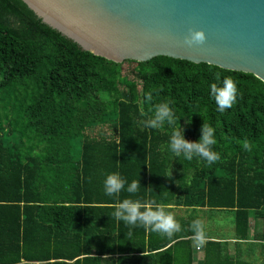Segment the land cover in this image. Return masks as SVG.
<instances>
[{"label": "trees", "instance_id": "trees-1", "mask_svg": "<svg viewBox=\"0 0 264 264\" xmlns=\"http://www.w3.org/2000/svg\"><path fill=\"white\" fill-rule=\"evenodd\" d=\"M226 78L238 95L221 112L211 85ZM165 101L175 124L144 127ZM203 123L215 129L214 164L169 151L174 131L197 141ZM114 172L139 180L131 198L191 213L192 221L201 212L230 214L238 246L262 256L232 261L208 242L206 264H264V83L168 57L115 63L83 51L22 0H0V264H92L147 249L176 252L180 264L188 251L191 262L192 242L180 238L192 230L158 243L146 228L112 218L129 197L105 195L103 180ZM252 216L262 224L249 244Z\"/></svg>", "mask_w": 264, "mask_h": 264}, {"label": "water", "instance_id": "water-1", "mask_svg": "<svg viewBox=\"0 0 264 264\" xmlns=\"http://www.w3.org/2000/svg\"><path fill=\"white\" fill-rule=\"evenodd\" d=\"M83 51L115 63L168 57L264 83V0H22ZM189 30L205 42L188 46Z\"/></svg>", "mask_w": 264, "mask_h": 264}, {"label": "clouds", "instance_id": "clouds-1", "mask_svg": "<svg viewBox=\"0 0 264 264\" xmlns=\"http://www.w3.org/2000/svg\"><path fill=\"white\" fill-rule=\"evenodd\" d=\"M205 34L202 31L189 30V35L185 38L188 46L200 45L205 42ZM211 94L217 101L218 110L231 108L238 95L237 85L230 78L223 81L222 87L216 84L211 85ZM151 94L145 96L146 100H151ZM176 122V114L170 101L161 102L155 105L154 114L142 121L146 128L158 129L165 123L169 126ZM168 149L175 156H183L187 161H192L194 157L203 160L207 165L214 164L219 159V153L213 150L216 144L215 129L207 124L202 125L201 135L197 141H188L184 137L182 128L174 131L168 139ZM244 150H250L248 141L243 143ZM141 188L139 180L128 182L119 173H110L103 180V191L107 196H118L122 191H126L129 197L116 203L111 216L117 222H122L125 226L144 227L159 234L172 235L181 230V224L171 212L152 200L133 199ZM190 228L197 243H203L205 239L204 224L200 219L192 221ZM104 259L108 260L107 257Z\"/></svg>", "mask_w": 264, "mask_h": 264}, {"label": "crops", "instance_id": "crops-1", "mask_svg": "<svg viewBox=\"0 0 264 264\" xmlns=\"http://www.w3.org/2000/svg\"><path fill=\"white\" fill-rule=\"evenodd\" d=\"M203 211H207V210L204 209ZM171 213L181 224L180 231L175 232L169 236L165 234L152 232L151 230L146 229L147 232L150 231L153 233V239L158 243H162L167 239H173V241H175L178 235L186 234L189 231H191L190 228V225L192 223L191 213H187L180 210H176ZM199 219L204 224L205 239L201 244V243H197L195 237L193 236L183 235V237L180 238V239H185L184 241L192 242L191 248H189V250L191 249L192 251V258H191L192 261L191 262L188 261V251H187V253H185V256H187V260H185L183 264H206L205 249H206V244L208 242L218 243L222 245L221 249L217 248L215 253L218 254L221 250V252L225 255H228L232 261H236L238 259H244V260L251 259L255 261H260L262 259L261 252L259 250L253 252V251H249L247 247L238 246L241 242H238L235 238L234 225L232 220L233 217L230 214L201 212L199 213ZM261 224H262L261 220L256 221L254 219V216L250 218L251 230L249 233L250 236V239L248 241L249 244L253 242L252 239L255 230L260 229ZM147 242H148V236L146 237V243ZM172 245H174V243L168 246L166 249L170 248ZM156 253L157 252L150 254L149 250L147 249L145 254L140 253V255H136V256H127V255L121 256L120 254H116V255L114 254L110 256V254H107L101 258L102 260L101 263L95 261V263L92 264H180L177 263L176 261L178 258V254L176 252H173L164 257H161L159 256V254ZM105 257H107L108 260L104 259ZM122 257L124 259L129 258L132 260L123 261ZM73 262H75V260Z\"/></svg>", "mask_w": 264, "mask_h": 264}, {"label": "rangeland", "instance_id": "rangeland-1", "mask_svg": "<svg viewBox=\"0 0 264 264\" xmlns=\"http://www.w3.org/2000/svg\"><path fill=\"white\" fill-rule=\"evenodd\" d=\"M106 130V132L108 133L109 131H108V129L106 128L105 129ZM97 135V131L93 134V135ZM92 135V134H91ZM244 261H247V262H251V263H253V261L251 260V259H246V260H244Z\"/></svg>", "mask_w": 264, "mask_h": 264}]
</instances>
